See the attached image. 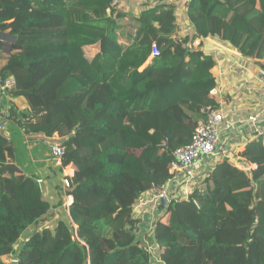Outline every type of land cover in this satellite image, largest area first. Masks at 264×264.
<instances>
[{"label": "trees", "instance_id": "1", "mask_svg": "<svg viewBox=\"0 0 264 264\" xmlns=\"http://www.w3.org/2000/svg\"><path fill=\"white\" fill-rule=\"evenodd\" d=\"M118 5L0 0V31L12 37L0 78L12 75L10 96L28 105L10 104L9 117L36 143L34 158L56 136L65 150L56 169H73L66 188L60 176H36L21 163L26 143L0 133V264H264L259 137L239 153L253 170L220 162L169 199L145 236L151 253L133 215L170 179L172 151L189 142L201 110L221 103L210 91L226 64L187 44L217 37L264 66V0H189L183 35L174 1L137 12Z\"/></svg>", "mask_w": 264, "mask_h": 264}, {"label": "built area", "instance_id": "2", "mask_svg": "<svg viewBox=\"0 0 264 264\" xmlns=\"http://www.w3.org/2000/svg\"><path fill=\"white\" fill-rule=\"evenodd\" d=\"M188 1L189 0L174 1L176 3V9H178V11L180 12L177 15L175 12L176 26L177 20H183L181 15L183 13L181 12H186ZM118 3H120V0H111L112 6H116ZM212 39L213 38L210 36H195L193 40L187 44V48L190 50L197 49L199 47L202 48L206 43H208L207 41H210ZM219 49H222L220 50V52L223 53H238L234 49L230 50L229 48H226L222 45H219ZM156 55H158V49L153 43L151 46L150 59L155 57ZM231 62L233 69H235V72L237 74L240 72H246L256 83L259 91L264 92V66L257 65L253 62L252 59H247L244 57H240L239 59L237 58V60H232ZM14 85L15 79L13 77H7L6 79L0 78V99L2 94L12 89ZM220 86L221 84H219L218 86L216 85L210 91V94L216 96ZM224 111L225 110L223 109V102H221L218 106H206L201 110V117L197 120L189 142L184 145L175 147L172 151V160L168 164L170 179H168V181L160 186L153 185L147 193L148 195L152 194L151 198L143 202L140 201L134 208V211L142 205H149V203L153 202L152 199H154L159 206L162 198L165 197L168 202L170 198L177 194V189L181 187L190 188L194 186L197 182V171L200 169V163L206 158L215 156L217 153V143L220 140L221 130L231 132L237 127L250 125L256 137L260 136L259 138L264 142V105L256 112H251L249 108H246V115H244V113L237 114L234 116L236 118H233L231 121L225 120ZM231 111L233 112L235 110ZM6 116L8 115L5 114L4 117ZM4 119L0 120L1 134H3L2 132L5 131L4 127L6 120ZM64 151V146L61 144V142H52L50 144L49 152L57 166H61L62 164ZM255 166V163L246 161L244 163H241V167L239 169H242L245 172H250L255 168ZM59 173L62 176L63 185L65 186V188L68 187L70 184V178L73 175L72 165H66ZM155 202L152 203L153 206L155 205ZM70 203L71 201L67 199L66 201H64V206L68 208ZM160 209H164V207H161ZM151 248L152 247L148 242L144 243V249L147 252L151 253Z\"/></svg>", "mask_w": 264, "mask_h": 264}, {"label": "crops", "instance_id": "3", "mask_svg": "<svg viewBox=\"0 0 264 264\" xmlns=\"http://www.w3.org/2000/svg\"><path fill=\"white\" fill-rule=\"evenodd\" d=\"M160 1L163 2L164 0H160ZM152 5L153 4L145 5V6H143V8L150 7ZM212 38L219 40L217 37H212ZM11 42H12V37H10L6 31H0V65L4 61L3 56H5V54L8 53V51L10 50ZM238 57L240 58L242 56L240 55ZM232 72L233 71H231V70L228 71L227 68L226 69L217 68V82L219 81L220 83L218 82V84H221L222 87H223V85H228V86H225V88L230 86V84L227 83V80L230 78V76H232L233 78L241 79V81L242 80L244 81V84H242L243 81L239 82V84L241 85L240 86L241 88L237 89V87L235 86L231 90L234 93L233 94L234 96H232V97H234L238 100L234 101V99H233L231 102L229 101V103L226 104L225 101L227 100V98L222 97V99H221V102H223V109L226 111V113L224 111V118L226 121H231L233 118H236V117H234L235 115H231L230 112L232 113L231 110H236L237 108L239 109V106H240V108L243 107L244 110H246V108H250L251 112L252 111L256 112V110H259L262 108V107H259V105H261V106L264 105L262 103V102H264V96L258 94V93H260V91H259L258 87L256 86V83L250 77V75L247 74L246 72L245 73L240 72L239 74H241V75L238 76L234 73L232 74ZM9 77H12V75H10ZM232 82H234V81L232 80ZM172 88L174 90L173 91L170 90L169 93L174 96L176 94L175 93L176 87L172 86ZM225 88H223L222 90H224ZM241 96H243V97H241ZM1 100H0L1 101V103H0V120H3L4 118L7 117L6 119H4V120H6V122H5V127H4L5 131L2 132L3 135L9 136V135H13V133H14L15 136H17V137L19 136L20 143H26V146H27L26 154L25 155L20 154V155L24 156L23 160L21 162L22 166L23 167L26 166V167L31 168V170H33L31 172L34 175L39 176V177L42 175L50 174V172H49L50 167H53V166H50L47 162L48 158L46 157V155H47L46 151L41 152L40 150H38V151L35 150L36 157L34 158L31 150H33V147L35 146L36 143L35 142H32V143L27 142V139L23 137L24 136L23 135V129L20 128L15 123H13L14 120L11 117H9V106H10V104H13V106L15 107V109L17 111H25L28 109V105H27L25 99L22 96L15 97V98L11 97L10 96V90H8L2 94ZM249 102H252V105H249L248 104ZM233 103H235V104H233ZM242 113L243 112L240 111V114H242ZM5 114L8 116L4 117ZM13 124H15V128H16L17 132L15 130H13ZM229 133H231V134H229ZM54 137H56V136H54ZM254 137H256V135L254 134V131L252 130L250 125L243 126V127L242 126L237 127L236 129H234L231 132L221 130L220 140L217 143V153L215 156H211L210 158H206L204 161H202L200 163V169L197 171V174H198L197 182H198V179L201 176H203V174L206 173V171L208 172L210 169H213L214 167L218 166V164L220 162H226L227 164L231 165L232 167H237V165L239 163L241 164V163L246 162V161H243L241 159V157L239 156V153H240V151L243 150L245 144ZM47 142H49V141H47ZM42 162H44V164H42ZM18 168H17L16 174L18 173V170H19ZM31 172L26 173V174H30ZM197 182L195 184H197ZM188 188L187 187L186 188L181 187V188L177 189L178 191L176 193L183 194L188 190ZM146 195H148V194L147 193L143 194L142 198ZM69 200L72 202L71 196H69ZM152 200H153V202H151L149 205L154 207V209H153V211L148 212L149 216L147 213H145V211L143 212L144 209H148L147 204H146L147 206H145V208L144 207L141 208V206L138 207L135 210L136 212L133 213V215H138L137 218H139L141 220L140 224H139V226H140L139 237L141 238L143 243L147 242L145 240V236L151 230L150 227H148L147 221L152 218V215H153L152 212H159V213L164 212V210L160 211L158 204L155 202L154 199H152ZM154 202H155V205L153 206L152 203H154ZM141 214H142V216H141ZM134 217H136V216H134ZM146 217L148 218V220L146 219Z\"/></svg>", "mask_w": 264, "mask_h": 264}, {"label": "rangeland", "instance_id": "4", "mask_svg": "<svg viewBox=\"0 0 264 264\" xmlns=\"http://www.w3.org/2000/svg\"><path fill=\"white\" fill-rule=\"evenodd\" d=\"M166 2H168V1H176V0H165ZM154 2L155 3H157V4H162V3H164V2H162V1H160V0H120V3H118L117 5V7H119L120 5L122 6L120 9L122 10V9H125V10H127L128 12H137L138 10H140L141 8H143V6H145V5H151V4H154ZM175 12H176V15L178 14V13H180L179 11H178V9H176L175 10ZM181 13H183V14H181L182 15V17H183V20H177V32L180 34V35H183L184 34V32H185V29H187V28H191L190 27V25L187 23V21H186V19H185V13L186 12H181ZM208 43H206L205 44V46H203L202 48H201V50L204 52V53H210V54H213L214 56H215V59L216 60H218V61H220L221 63H224V64H226V66H227V69H228V71L229 70H231V71H233L232 72V74L234 73V74H237L236 72H235V69H233V66H232V60H237V58L239 59V53H223V52H220V50H222V49H219V45H222V46H224V47H226V48H229L230 50H233V48H231V47H228V46H225L224 44H221V42L219 41V40H217V39H212V40H210V41H207ZM235 52V51H234ZM238 52V51H237ZM235 64H236V61H235ZM235 66V65H234ZM242 73V72H241ZM239 76V75H238ZM234 81V82H232V80ZM243 81V80H242ZM241 81V79H238V78H233L232 76H230V78L227 80V83L228 84H230V86L229 87H226L225 88V86H228V85H223V87L222 86H220V88H219V91H218V93H217V95L216 96H214V97H216V98H219V100H221L222 99V97H225V98H227V100L225 101V103L226 104H228L229 103V101L231 102L233 99H234V101L235 100H238V99H236V98H234V97H232V96H234L233 94V92L231 91L235 86L237 87V89H239V88H241L240 86V84H239V82H242ZM242 84H244V81H243V83ZM174 85V83L173 84H170L169 85V89L170 90H174L173 88H172V86ZM219 84L217 83V86H218ZM177 86H178V84H176L175 83V87H176V89H175V92L178 90V88H177ZM180 86V85H179ZM233 86V87H232ZM223 88H225L224 90H222ZM245 88V87H244ZM169 90V91H170ZM240 91V90H239ZM245 91V90H244ZM245 93V92H244ZM259 95H262V96H264V92L262 91V92H260V93H258ZM241 97H243V96H241ZM260 97V96H259ZM1 100V99H0ZM2 101V100H1ZM1 101H0V103H1ZM224 101V100H223ZM233 101V102H234ZM263 104H264V102H262ZM233 104H235V103H233ZM249 105H252V102H249L248 103ZM259 107H262L261 105H259ZM250 109V108H249ZM244 108L243 107H241L240 108V106H239V109L237 108L235 111H233L232 113L230 112V114L231 115H237V114H240V111L241 112H243L244 113V115H246L245 113H246V111L244 110ZM256 111H258V110H256ZM225 113H226V111H225ZM229 134H231V133H229ZM257 137H260V136H257ZM52 142H58V140H57V137H54L52 140H50L49 141V144L50 143H52ZM46 153H47V155H46V157L48 158V160H47V162H48V164L50 165V166H53V167H50V174H46V175H55V176H60V179H61V182H62V176H61V174L59 173V171H58V169H56V167H58L57 165H56V163H55V161L52 159V157H51V155H50V152H49V150L48 151H46ZM241 167V164L239 163L238 165H237V168H240ZM42 176H45V175H42ZM62 187L63 188H65V186L63 185V183H62ZM151 196H152V194H149V195H146V196H144L140 201L141 202H143V201H146V200H149L150 198H151ZM69 200V198H68V196L67 197H65V200L64 201H66V200ZM150 204V203H149ZM145 206H147V205H142L141 206V208L142 207H144L145 208ZM148 209H144L143 210V212L145 211V213H147L148 214V212L149 211H153V209H154V207H152L151 205H148V207H147ZM136 211H134V213H135ZM153 213V215H152V218L150 219V220H148V218L146 217V219L148 220L147 221V224H148V227H150V229H151V227H152V223H154V221H155V219H157V218H159V217H163V212L162 213H159V212H152ZM151 213V214H152ZM134 216H136V217H138V215H134ZM141 216H142V214H141ZM148 216H149V214H148ZM141 221V220H140ZM143 246H144V244H143ZM13 260H15V259H13V257L12 256H7V257H5L4 258V261L5 262H12ZM151 263L152 264H156L157 263V261L154 259V258H152L151 257Z\"/></svg>", "mask_w": 264, "mask_h": 264}, {"label": "water", "instance_id": "5", "mask_svg": "<svg viewBox=\"0 0 264 264\" xmlns=\"http://www.w3.org/2000/svg\"><path fill=\"white\" fill-rule=\"evenodd\" d=\"M166 203H167V200H166V198L164 197V198L161 199L160 206H161V207H165V206H166ZM11 264H17V261H16V260H13V261L11 262Z\"/></svg>", "mask_w": 264, "mask_h": 264}, {"label": "clouds", "instance_id": "6", "mask_svg": "<svg viewBox=\"0 0 264 264\" xmlns=\"http://www.w3.org/2000/svg\"><path fill=\"white\" fill-rule=\"evenodd\" d=\"M160 208H161V207H160V204H159V210L162 211L163 209H160Z\"/></svg>", "mask_w": 264, "mask_h": 264}]
</instances>
